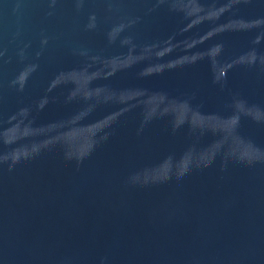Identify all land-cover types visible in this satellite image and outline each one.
Returning <instances> with one entry per match:
<instances>
[{"label":"water","instance_id":"95a60500","mask_svg":"<svg viewBox=\"0 0 264 264\" xmlns=\"http://www.w3.org/2000/svg\"><path fill=\"white\" fill-rule=\"evenodd\" d=\"M0 264H264V0H0Z\"/></svg>","mask_w":264,"mask_h":264}]
</instances>
